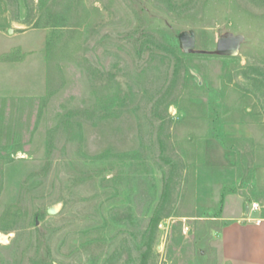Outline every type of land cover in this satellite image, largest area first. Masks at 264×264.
Segmentation results:
<instances>
[{
  "label": "rangeland",
  "instance_id": "obj_1",
  "mask_svg": "<svg viewBox=\"0 0 264 264\" xmlns=\"http://www.w3.org/2000/svg\"><path fill=\"white\" fill-rule=\"evenodd\" d=\"M2 5L47 31V89L0 101V264H231L195 175L228 124L244 177L264 165V0Z\"/></svg>",
  "mask_w": 264,
  "mask_h": 264
},
{
  "label": "crops",
  "instance_id": "obj_2",
  "mask_svg": "<svg viewBox=\"0 0 264 264\" xmlns=\"http://www.w3.org/2000/svg\"><path fill=\"white\" fill-rule=\"evenodd\" d=\"M46 40V30L11 26L7 8L0 6V101L45 95ZM10 56L17 58L3 60ZM252 136L247 123L225 125L220 140H205L195 175L196 206L220 209V244L231 264H264V205L250 214L246 208L248 197L264 193V165L254 167L249 183L239 180V153L222 142ZM231 188L237 189L236 193L225 194ZM258 200L264 204V199Z\"/></svg>",
  "mask_w": 264,
  "mask_h": 264
},
{
  "label": "water",
  "instance_id": "obj_3",
  "mask_svg": "<svg viewBox=\"0 0 264 264\" xmlns=\"http://www.w3.org/2000/svg\"><path fill=\"white\" fill-rule=\"evenodd\" d=\"M181 43L186 49H192L194 47V39L189 34L185 33L181 36ZM239 42L237 39L224 38L218 43V51L221 53L235 54L238 50Z\"/></svg>",
  "mask_w": 264,
  "mask_h": 264
},
{
  "label": "trees",
  "instance_id": "obj_4",
  "mask_svg": "<svg viewBox=\"0 0 264 264\" xmlns=\"http://www.w3.org/2000/svg\"><path fill=\"white\" fill-rule=\"evenodd\" d=\"M238 171H239V180L245 181L246 183H249L250 181H252L254 170L251 171V173H250V175H249V177L247 179L244 177L243 171L241 170L240 165H239V170ZM236 191H237V189H235V188L227 189V190H225V194H227V193H236Z\"/></svg>",
  "mask_w": 264,
  "mask_h": 264
},
{
  "label": "built area",
  "instance_id": "obj_5",
  "mask_svg": "<svg viewBox=\"0 0 264 264\" xmlns=\"http://www.w3.org/2000/svg\"><path fill=\"white\" fill-rule=\"evenodd\" d=\"M246 208H247V211L249 212V214L261 209V207L258 203L247 204Z\"/></svg>",
  "mask_w": 264,
  "mask_h": 264
},
{
  "label": "bare ground",
  "instance_id": "obj_6",
  "mask_svg": "<svg viewBox=\"0 0 264 264\" xmlns=\"http://www.w3.org/2000/svg\"><path fill=\"white\" fill-rule=\"evenodd\" d=\"M13 235L10 234V235H4V234H1L0 233V243L3 244V245H6L9 243V240L10 238L12 237Z\"/></svg>",
  "mask_w": 264,
  "mask_h": 264
}]
</instances>
